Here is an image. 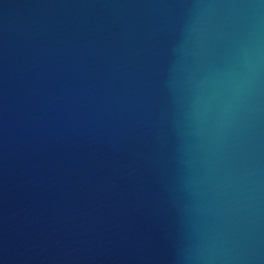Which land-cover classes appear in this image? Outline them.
Segmentation results:
<instances>
[{
	"label": "water",
	"instance_id": "water-1",
	"mask_svg": "<svg viewBox=\"0 0 264 264\" xmlns=\"http://www.w3.org/2000/svg\"><path fill=\"white\" fill-rule=\"evenodd\" d=\"M0 264H264V0H0Z\"/></svg>",
	"mask_w": 264,
	"mask_h": 264
}]
</instances>
